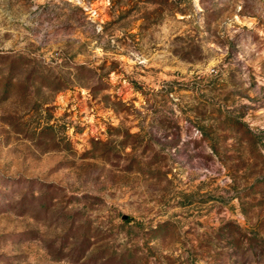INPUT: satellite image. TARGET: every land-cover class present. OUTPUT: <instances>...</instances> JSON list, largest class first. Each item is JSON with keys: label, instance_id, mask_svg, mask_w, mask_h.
<instances>
[{"label": "rangeland", "instance_id": "1", "mask_svg": "<svg viewBox=\"0 0 264 264\" xmlns=\"http://www.w3.org/2000/svg\"><path fill=\"white\" fill-rule=\"evenodd\" d=\"M0 264H264V0H0Z\"/></svg>", "mask_w": 264, "mask_h": 264}]
</instances>
